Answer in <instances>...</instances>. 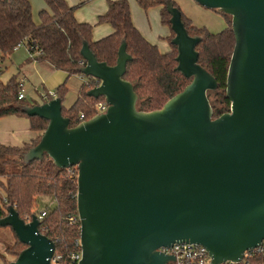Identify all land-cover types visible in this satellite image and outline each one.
I'll use <instances>...</instances> for the list:
<instances>
[{"label":"water","instance_id":"1","mask_svg":"<svg viewBox=\"0 0 264 264\" xmlns=\"http://www.w3.org/2000/svg\"><path fill=\"white\" fill-rule=\"evenodd\" d=\"M192 1L230 18L229 112L212 118L207 93L217 83L197 63L201 38L187 34L170 0L175 70L189 83L160 109L137 110L124 40L114 66L82 41L79 73L97 80L86 95L102 97L104 113L70 127L59 97L21 108L48 122L23 163L47 156L58 170L77 168V264H167L160 249L176 243L204 247L211 264L239 263L264 240V0ZM5 213L0 228L25 246L8 264H51L55 243L36 215L22 220L10 205Z\"/></svg>","mask_w":264,"mask_h":264},{"label":"trees","instance_id":"2","mask_svg":"<svg viewBox=\"0 0 264 264\" xmlns=\"http://www.w3.org/2000/svg\"><path fill=\"white\" fill-rule=\"evenodd\" d=\"M138 7L147 11L160 8V20L170 30L168 39L170 50L159 52L150 44L133 25L129 4L126 0H108L106 12L98 17V24H107L112 32L97 41L92 40V26L79 23L75 19V10L80 6H68L64 0H42L45 9L38 12V22L32 17L28 0H0V119L5 117H23L28 120L30 130L37 136L22 147H10L0 144V218L6 213L7 206H12L22 220L35 215L38 203L43 198H50L52 204L45 208L40 223L43 235L55 243V251L63 255L60 264H67L66 257L75 251L74 241L79 240V220L76 210L77 185L75 174L68 175L65 170H58L53 162L44 156L41 161L23 163V155L37 143L48 122L38 117H28L21 112L22 107L33 106L25 99L18 100L19 85L12 76L7 82L1 80L3 62L9 58L18 46L23 45L29 53L27 61L47 63L54 70L64 72L67 78H82L78 98L68 108L62 106V116L75 127L83 120L96 115L95 106L103 102L86 95L87 91L98 85L97 80L83 77L79 69L84 65L79 52L82 41L87 42L89 50L98 62L114 66L122 40L126 43V52L132 60L126 64L125 81L133 85L137 95V110L150 112L160 109L170 98L180 93L189 80L175 70L177 62L176 47L170 44L174 37L170 29V16L166 12L164 0H135ZM172 1V0H170ZM173 2V1H172ZM174 6L177 5L173 2ZM178 8V7H177ZM226 27L218 33H210L199 28L181 13V21L190 37H200L195 47L198 53L197 63L216 81L217 90L208 92L207 97L212 107V118H218L229 112L230 102L225 96L226 75L230 57L234 48V36L230 18L219 11ZM67 93L65 82L59 85L55 93H44V102L59 97L63 102ZM69 217H76L74 224ZM11 231V230H10ZM12 232V231H11ZM6 246L4 253L13 258L25 249L16 239ZM0 241L2 238L0 236ZM2 264H8L0 256ZM261 257L250 264H262Z\"/></svg>","mask_w":264,"mask_h":264},{"label":"rangeland","instance_id":"3","mask_svg":"<svg viewBox=\"0 0 264 264\" xmlns=\"http://www.w3.org/2000/svg\"><path fill=\"white\" fill-rule=\"evenodd\" d=\"M28 1L30 2L31 5L32 17L33 16H36V18L38 17L37 15V12L39 10L38 4L46 8L42 0H28ZM174 1L177 2V0ZM188 1L194 6V9L193 10L185 9V10L190 15L191 17L190 19L197 26L206 27L210 33H217L221 31L223 27L226 26L224 19L220 15L199 6L192 0H188ZM131 2H133L134 4V0H131ZM177 4H178L177 5L178 9L181 11V13L185 14L180 9L179 3ZM134 7H136V5ZM135 9L136 10L133 12L136 15V17L137 16L140 17L139 21L144 25H147L148 23L144 12L143 11L141 12L138 6ZM149 12L151 13L149 23L152 28L153 25L154 26L156 25L158 28L159 27L164 29L168 28V27L166 28V26L164 27L160 25L159 10L157 7L150 8ZM135 19L137 20V18ZM217 21L222 23V25L220 24V27H214ZM160 41L164 45H166V48L160 47L159 51L162 53L168 52L170 50L169 42L166 41V39H161ZM11 56L12 57L6 58L3 62L2 65L3 72L1 74V80L3 82H7L12 76H15L16 78H23V76H25V82L23 81L24 90H25L24 94H25V100L28 103L30 104H33L34 102L37 104L43 103L41 95H43L44 93L54 94L56 88L64 82L67 87V93L62 102L63 107L68 108L79 97L77 94L81 84L80 77L71 76L65 81L66 76L64 72L56 71V70L47 71L45 68L36 64L34 65L23 64L22 51H15ZM1 121H6V120H1ZM11 130H15L16 132V135L14 137L15 140L9 139L7 136V133H9ZM30 133H31L30 126L29 128L24 125L11 126V124H7L6 122H0V144L2 145L10 146V147H22L24 144L28 143L29 140L28 137ZM7 142H13V144H9ZM0 196H3V191L1 190V188H0ZM49 199L50 198L41 199L38 203L37 211H43L45 210L48 204H52V201ZM0 236L2 238V241H0V256L3 255L5 261L11 262L15 258L6 255L4 253V249L6 246H10V244H12L15 241V238L12 232L10 231V229L8 228H4V229L0 228ZM0 264H2L1 259H0Z\"/></svg>","mask_w":264,"mask_h":264},{"label":"crops","instance_id":"4","mask_svg":"<svg viewBox=\"0 0 264 264\" xmlns=\"http://www.w3.org/2000/svg\"><path fill=\"white\" fill-rule=\"evenodd\" d=\"M68 6H77V5H80L76 10H75V19L77 20V22L79 23H86V24H89L91 25L93 28H92V40L93 41H97L101 38H104L106 36H108L112 30H111V27L107 24H98V17L103 15L106 10H107V1L108 0H64ZM113 1V0H112ZM129 4V9H130V14H131V19H132V22H133V25L135 26V28L139 31V33L145 38V40H147L150 44L152 45H155L158 50L160 49V47L162 48H166V45H164L160 40L161 39H166V41H168L169 37H170V30L169 28L167 29H164V28H161V27H157L156 25L154 26L153 25V28L151 27L149 21H150V12L149 10L147 11H143L140 9V11L144 12L145 14V17L147 19V25H144L143 23H141L139 21V18L140 17H136V15L134 14L133 11H135L137 8V3L136 1L134 0V4L136 5V7H134L135 5L133 4V2H131V0H126ZM176 5H178L177 3H179V7L180 9L185 13L184 16L189 19L194 26L196 27H199V28H205L207 29L206 27L204 26H197L190 18V15L187 13V11L185 9H189V10H193L194 9V6L188 1V0H177V2H175L174 0H172ZM131 2V3H130ZM45 5V4H44ZM40 4H38V12L45 9L44 7L41 6L40 8ZM178 7V6H177ZM185 7V8H184ZM158 8V7H157ZM41 9V10H40ZM159 10V22H160V25L161 24V20H160V8H158ZM38 12H37V15H38ZM148 12V13H147ZM36 15V13H35ZM137 18V20L135 19ZM33 20L35 22H38V17L36 18V16H33ZM136 20V21H135ZM215 23V22H214ZM156 24V23H155ZM220 24L222 25L221 22L217 21L215 23V26L214 27H220ZM163 26V25H162ZM165 27V26H164ZM211 27V26H209ZM223 27V26H222ZM226 27V26H225ZM223 27L222 30L225 28ZM168 30V31H167ZM221 30V31H222ZM220 32V31H219ZM218 33V32H217ZM215 34V33H214ZM15 51H22V60H23V64H36V65H39L43 68H45L47 71H51V70H54L50 65H48L47 63H42V62H37V61H27L26 60L29 58V53L27 51V49L25 48V46L21 45L19 48H17ZM14 51V52H15ZM13 52V53H14ZM160 52V51H159ZM162 53V52H161ZM166 53V52H165ZM12 57V56H10ZM55 71V70H54ZM66 76V74H65ZM15 77V76H14ZM67 76L65 78V81L67 80ZM17 81L18 82H22L23 83V90H24V82H25V76H23V78H17ZM24 81V82H23ZM82 82V78H80V83ZM81 86V84H80ZM25 91V90H24ZM78 95V94H77ZM35 103V102H34ZM37 104V103H35ZM73 104V103H72ZM71 104V105H72ZM70 105V106H71ZM69 106V107H70ZM1 120H6V121H1ZM0 122H6L7 124H11V126H16V125H24V126H27L29 128V122L27 119L23 118V117H5V118H1L0 119ZM30 135L28 137V143L30 141H32L36 136L37 134L32 132L30 130ZM4 135V134H3ZM16 135V132L15 130H11L9 133H7V136L9 139H14ZM15 140V139H14ZM9 144H13V142H7Z\"/></svg>","mask_w":264,"mask_h":264},{"label":"built area","instance_id":"5","mask_svg":"<svg viewBox=\"0 0 264 264\" xmlns=\"http://www.w3.org/2000/svg\"><path fill=\"white\" fill-rule=\"evenodd\" d=\"M20 45L18 46V48ZM19 85V94H18V100H24L25 94L23 90V83L20 81L18 82ZM53 95V94H52ZM42 101L44 102L46 95H41ZM107 109V103L105 100L103 102L98 103L95 106L96 115L102 114ZM80 120L83 122V116L80 115ZM68 175L75 174V178L77 180V168L71 167L65 170ZM37 220L41 223L43 216L45 215L44 211H38L36 214ZM79 220V219H78ZM26 221H30V218L26 219ZM77 218L76 217H69L68 222L72 225L76 223ZM39 231L41 234L42 229H40L39 225ZM74 247L76 248L75 251H72L68 254L66 257V263L67 264H77L80 259V246H79V240L74 241ZM160 251L167 256H171L173 258V261L168 262L167 264H211V257L209 256L206 249L200 245L195 244H187V243H176L168 248H162ZM261 257L263 259L262 264H264V240L255 248L246 250L243 255L242 259L239 263H233L226 261L221 264H250L251 262H254L256 258ZM63 260V255L57 253L54 249V252L50 258L51 264H60V262Z\"/></svg>","mask_w":264,"mask_h":264}]
</instances>
